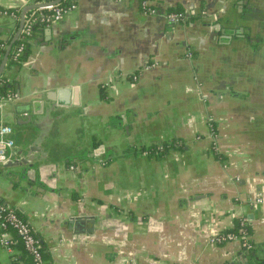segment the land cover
Wrapping results in <instances>:
<instances>
[{
	"label": "crops",
	"instance_id": "1",
	"mask_svg": "<svg viewBox=\"0 0 264 264\" xmlns=\"http://www.w3.org/2000/svg\"><path fill=\"white\" fill-rule=\"evenodd\" d=\"M18 1L0 0V41ZM75 4L1 74L14 146L0 202L46 264H240L264 247V206L250 203L264 199V0H152L158 15L136 0ZM175 9L186 19L169 24ZM240 219L250 251L208 244ZM23 254L0 246V264Z\"/></svg>",
	"mask_w": 264,
	"mask_h": 264
},
{
	"label": "built area",
	"instance_id": "2",
	"mask_svg": "<svg viewBox=\"0 0 264 264\" xmlns=\"http://www.w3.org/2000/svg\"><path fill=\"white\" fill-rule=\"evenodd\" d=\"M113 3H119L123 0H106ZM139 5V9L142 14L145 15H158L156 9L151 6L152 0H136ZM50 0H19L18 5H10L4 10L10 11L9 14L12 17L13 12L20 11L23 7L28 5H43L50 3ZM76 9L75 0H68V5L49 6L41 9H35L27 12L23 15L22 27L16 37L15 42L11 46L7 59L13 62L23 54L26 42L32 34V25L37 21H43L46 25L58 22L63 15ZM12 12V13H11ZM6 13V12H3ZM165 21L169 24L177 25L182 23L186 19V13H166L163 15ZM16 18V17H15ZM5 46H3V49ZM187 56L190 53L187 52ZM7 61V60H6ZM132 81H135L136 77H131ZM14 99V92L6 95H0V109L7 103ZM11 128L0 122V165L6 163L8 154L13 148L14 144L11 135ZM251 205L264 206V199L261 197H255L250 201ZM237 233L225 232L217 233L210 236L207 240L211 246L222 245L227 242H238L245 252L251 250V244L248 241V232L246 231V221L240 219L238 221ZM18 241L21 245V249L29 258L31 264H46L43 259L42 251L38 240L34 237L30 227L27 223L18 216L12 209L8 208L2 202H0V246L8 253H11L14 249L15 243Z\"/></svg>",
	"mask_w": 264,
	"mask_h": 264
},
{
	"label": "trees",
	"instance_id": "3",
	"mask_svg": "<svg viewBox=\"0 0 264 264\" xmlns=\"http://www.w3.org/2000/svg\"><path fill=\"white\" fill-rule=\"evenodd\" d=\"M50 1H53V0H50ZM64 5H68V0H63V1H61L59 3V6H64ZM168 13H177V14H180L181 13L182 14V13H184V11L183 10H180V9H175V10L169 11ZM45 25H46V23L43 22V21H37V22H35L32 25V34L31 35H33V33L38 28H40L42 26H45ZM31 38H32V36H30V38L26 42V44H25L26 45L25 50H24L23 54L17 59V61L13 62L8 57V59L6 61V68H8L9 66H19L22 62H24V60L26 58V50L29 47V41H30ZM10 39H6L5 41H0V61H1V56L4 53L3 46L5 44H8L9 41H10ZM13 90H14L13 89V83L7 82L6 79L3 77V75H1L0 76V95H6L8 93H12V92H14ZM166 148L167 147L165 146V144H162V147L161 148H158L157 149L156 146H153V147H149L148 150L151 153L155 152V155L158 156V155L162 154V152L165 151ZM161 149H162V151H161ZM151 155H153V154H151ZM238 221H236V223L234 225V228L231 231H229V232L237 233V230L239 229V227H238ZM246 231L248 232L247 228H246ZM15 247L16 248H19V250L21 249V245H20V243L18 241H16L14 248ZM23 255L27 258L29 264H31L29 258L26 256V254L24 253Z\"/></svg>",
	"mask_w": 264,
	"mask_h": 264
},
{
	"label": "water",
	"instance_id": "4",
	"mask_svg": "<svg viewBox=\"0 0 264 264\" xmlns=\"http://www.w3.org/2000/svg\"><path fill=\"white\" fill-rule=\"evenodd\" d=\"M61 1L63 0H53L50 3H46L43 5H28L26 7H23L21 9L20 12V16H19V20H18V26L16 29L15 34L12 36V38L10 39L8 45L6 46L4 53L2 55L1 61H0V76L4 70V67L6 65V60H7V56L9 53V50L11 48V46L13 45V43L16 40V37L19 34V31L22 27V23H23V15L26 14L29 11L35 10V9H41V8H45V7H49V6H54L59 4ZM67 93L66 90H59L55 93V97L52 96V98H50L48 101H57L58 103L62 102L60 99L64 98L63 96ZM240 264H264V247L260 248L258 251H251L249 252V256L247 259L245 260H241L239 261Z\"/></svg>",
	"mask_w": 264,
	"mask_h": 264
},
{
	"label": "rangeland",
	"instance_id": "5",
	"mask_svg": "<svg viewBox=\"0 0 264 264\" xmlns=\"http://www.w3.org/2000/svg\"><path fill=\"white\" fill-rule=\"evenodd\" d=\"M103 165H104V163H102ZM240 245V244H239ZM241 247V246H240ZM243 250V249H242ZM243 251H245V250H243Z\"/></svg>",
	"mask_w": 264,
	"mask_h": 264
}]
</instances>
